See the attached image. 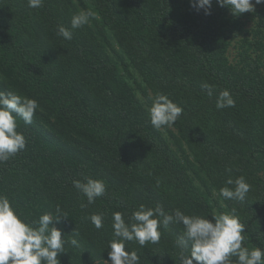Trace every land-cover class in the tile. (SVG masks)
I'll use <instances>...</instances> for the list:
<instances>
[{
    "label": "trees",
    "instance_id": "trees-1",
    "mask_svg": "<svg viewBox=\"0 0 264 264\" xmlns=\"http://www.w3.org/2000/svg\"><path fill=\"white\" fill-rule=\"evenodd\" d=\"M89 9L96 18L72 40L57 35ZM245 14L216 0L210 15L192 0H0V91L39 104L31 124L17 117L26 147L0 163V195L29 222L57 206L69 216L56 227L65 240L78 232L79 247L65 244L60 264H110L113 213L131 224L142 204L209 219L235 210L244 246L264 249V6ZM225 89L235 106L217 109ZM158 93L183 108L160 130L148 113ZM239 176L245 202L225 200ZM86 177L106 185L92 204L73 184ZM183 231L174 223L126 250L139 264H181Z\"/></svg>",
    "mask_w": 264,
    "mask_h": 264
},
{
    "label": "clouds",
    "instance_id": "clouds-1",
    "mask_svg": "<svg viewBox=\"0 0 264 264\" xmlns=\"http://www.w3.org/2000/svg\"><path fill=\"white\" fill-rule=\"evenodd\" d=\"M212 3L213 0H192V6L197 10L203 9L206 15L211 14ZM216 3L229 9L232 15L239 16L254 12L255 5L264 4V0H254V3L253 0H216ZM43 4L44 0H27V6L32 9H39ZM95 18L94 11L80 10L72 16L70 28L57 26V35L70 41L74 29L89 24ZM149 100L150 122L157 130L171 127L183 112L181 106L163 93L149 97ZM234 106L235 100L230 91L222 90L216 98V108ZM38 108L39 104L33 98L0 91V163L25 149L26 139L23 133L17 131V117L25 124H31ZM227 171L231 172V169ZM73 184L87 198L88 204L94 203L106 192L105 182L100 179L86 177L84 181H73ZM226 184L232 187H222L219 190L221 197L245 202L251 186L244 176L236 179L229 177ZM67 217L57 206L54 213H44L29 222L21 218L6 196L0 195V264H60L59 255L65 253V244L79 247L75 238L78 232L70 240H65L56 227L62 218ZM211 217L185 215L178 209L174 213H166L161 207L150 208L142 204L132 213L134 223L128 224L121 212H114L112 228L115 239L109 244L107 261L110 264H139L138 254L127 251L126 242L135 241L141 247L148 243L156 244L161 238V229L168 230L171 224L181 223L184 231L175 242L180 251L181 264H233V257L236 258L235 264H264V249L244 246L245 227L235 215V210L231 214ZM90 220L95 228H102V214H93Z\"/></svg>",
    "mask_w": 264,
    "mask_h": 264
},
{
    "label": "rangeland",
    "instance_id": "rangeland-1",
    "mask_svg": "<svg viewBox=\"0 0 264 264\" xmlns=\"http://www.w3.org/2000/svg\"><path fill=\"white\" fill-rule=\"evenodd\" d=\"M253 3H254V0H253ZM264 4H260V5H255V11L256 12L259 8L263 7ZM254 12H246L247 14H245L246 16H248L249 14H253Z\"/></svg>",
    "mask_w": 264,
    "mask_h": 264
}]
</instances>
